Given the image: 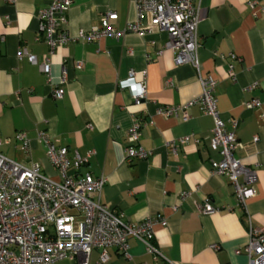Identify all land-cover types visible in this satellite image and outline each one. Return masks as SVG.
I'll return each instance as SVG.
<instances>
[{"label":"crops","instance_id":"obj_1","mask_svg":"<svg viewBox=\"0 0 264 264\" xmlns=\"http://www.w3.org/2000/svg\"><path fill=\"white\" fill-rule=\"evenodd\" d=\"M249 1L199 0V69L191 63L176 64L174 52L165 47L167 33L160 29L145 36L128 32L120 39L106 36L58 46L50 56L52 80L57 83L64 69L68 81L64 96L55 99L39 65L19 55L26 50L41 62L49 54L37 17L48 0H0V151L27 166L39 162L45 174L58 180L38 139L45 131L58 146L68 147L70 158L75 151L82 156L94 152L75 173L107 178L101 199L110 209L123 212L131 222L157 214L168 220L167 226L155 227L157 258L130 237L129 257L111 247L109 261L101 263V251L95 248L90 264L248 262L247 255L236 250L248 244L252 228L264 231V0H255V7ZM107 11L118 13L114 24L119 29L137 18L132 0H73L69 34L99 25ZM77 62L83 66L77 67ZM130 70L138 80L146 72L148 99L142 104L134 102L128 89L118 87ZM200 74L217 81L220 116L239 141L235 156L257 170L256 193L246 208L238 203L228 178L212 172L211 161L220 159L210 146L213 118L199 105L190 108L187 121L156 111L157 105L177 106L199 96ZM252 99L261 105L248 107ZM135 117L146 122L139 144L149 156L128 162L126 135ZM232 120H238L236 129ZM18 131L29 136L30 156L16 139ZM185 136L189 141L180 144ZM173 141L179 144L177 152ZM207 199L221 207L220 212L201 213L199 205ZM53 264L77 260L63 258Z\"/></svg>","mask_w":264,"mask_h":264},{"label":"built area","instance_id":"obj_2","mask_svg":"<svg viewBox=\"0 0 264 264\" xmlns=\"http://www.w3.org/2000/svg\"><path fill=\"white\" fill-rule=\"evenodd\" d=\"M132 1L137 8V18L127 22L123 29L114 24L118 13L107 11L99 25L80 28L75 36H71L68 12L73 0H48V5L38 10L37 17L38 30L44 35L49 54L41 62L26 50L20 51L19 55L21 57L24 53L30 62L39 65L52 84L51 95L55 99L64 96L68 78L63 69L60 80L53 82L50 56L58 46L70 41H99L106 36L120 39L128 32L145 36L160 29L167 33L165 47L174 52L176 64L191 63L199 69V0ZM248 4L255 7L256 1H249ZM82 66V62H77V67ZM229 73L233 76L232 70ZM145 79V71L142 79L138 80L136 71L130 70L126 78L119 80L118 87L128 89L134 102L142 104L148 99ZM167 83L171 85L172 80L168 79ZM200 83L202 91L199 96L177 106L157 105L156 111L164 116L181 117L187 121L190 108L199 105L204 114L213 118L210 146L220 154V159L211 161L212 172L228 178L238 203L246 208L247 201L256 193L257 170L235 156L239 141L235 131L229 130L220 116L215 94L217 81L200 74ZM246 105L257 107L261 102L252 99ZM232 125L236 129L238 120H232ZM145 126L142 117H135L127 131L125 154L128 162L149 156V152L139 144ZM89 128L92 126L89 125ZM16 139L21 142L25 155L30 156L31 144L27 132L18 131ZM38 139L44 143L47 157L58 171V180L45 174L39 162L27 166L0 151V264H53L63 258L76 259L77 264H90L91 253L95 248L100 249V262L104 263L110 259L108 249L111 247L129 257L130 237L143 242L147 251L156 258L160 255L154 243L155 227L168 225L165 216L151 215L140 222L126 220L123 212H115L101 199L107 183L106 177L96 178L90 173H75L88 162L93 151L87 156L75 151L70 158L68 147L58 146L47 132L40 131ZM189 139L190 136H185L178 141L185 144ZM178 145L172 142L174 152H177ZM188 195L187 192L183 193L184 197ZM199 210L203 214H214L220 212L221 207L207 199L199 205ZM242 252L248 257L246 264H264L263 229L250 230L248 244L236 250L237 254Z\"/></svg>","mask_w":264,"mask_h":264}]
</instances>
